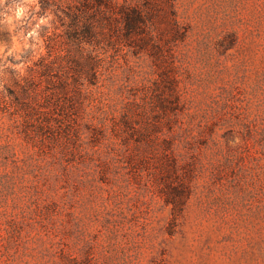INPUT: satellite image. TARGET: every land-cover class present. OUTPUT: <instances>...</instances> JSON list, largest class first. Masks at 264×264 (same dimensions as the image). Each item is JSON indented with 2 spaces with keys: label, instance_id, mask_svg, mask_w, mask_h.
<instances>
[{
  "label": "rangeland",
  "instance_id": "374dc122",
  "mask_svg": "<svg viewBox=\"0 0 264 264\" xmlns=\"http://www.w3.org/2000/svg\"><path fill=\"white\" fill-rule=\"evenodd\" d=\"M4 31L0 264H264V0H0Z\"/></svg>",
  "mask_w": 264,
  "mask_h": 264
},
{
  "label": "trees",
  "instance_id": "16d2710c",
  "mask_svg": "<svg viewBox=\"0 0 264 264\" xmlns=\"http://www.w3.org/2000/svg\"><path fill=\"white\" fill-rule=\"evenodd\" d=\"M98 5H105L109 6L112 4V0H94ZM124 13L125 21H126V27L129 32H137L140 29L141 21L143 19L142 16V10L138 8H131L128 9V7H124L123 10H121V13ZM93 26H88L86 32L92 31ZM9 36V33L7 31L0 32V38L7 39ZM30 50L26 52V54L21 55L19 59H15L14 56L10 55L7 56V61H10L12 63H18L19 61H22L24 59H28L31 54ZM1 60V59H0ZM81 70L85 74L87 80H89L92 84L96 82L98 78V68L100 67V59L97 58L96 60H89L85 62H80ZM17 71L15 72V78H14V84L21 87L22 91L26 93L28 91V87L32 86L34 83V80L31 76H24L22 77L20 73L17 75ZM9 94L11 97L17 102L21 104H26V101L22 100V93L18 90L8 87L7 88ZM25 100V99H24ZM24 102V103H23ZM30 116V114L27 112L26 117Z\"/></svg>",
  "mask_w": 264,
  "mask_h": 264
},
{
  "label": "clouds",
  "instance_id": "9594fccd",
  "mask_svg": "<svg viewBox=\"0 0 264 264\" xmlns=\"http://www.w3.org/2000/svg\"><path fill=\"white\" fill-rule=\"evenodd\" d=\"M9 11H12V9H9ZM25 11H26L25 8H23V7H21V6H17V7L15 8V10L13 11L12 16H9V17L7 18L8 21L11 22L13 19H15V20H19V19H21V18L24 16Z\"/></svg>",
  "mask_w": 264,
  "mask_h": 264
}]
</instances>
